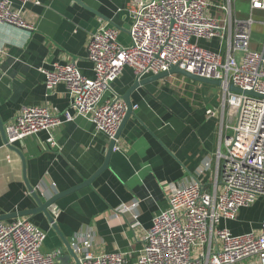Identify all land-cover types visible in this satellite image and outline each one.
I'll return each mask as SVG.
<instances>
[{
	"label": "crops",
	"instance_id": "obj_1",
	"mask_svg": "<svg viewBox=\"0 0 264 264\" xmlns=\"http://www.w3.org/2000/svg\"><path fill=\"white\" fill-rule=\"evenodd\" d=\"M207 1L209 13L225 21L227 30L233 31L234 23H230L234 20L251 17L249 8L248 16L239 15L230 0ZM132 4L133 0H32L25 4L13 0V8L32 29L0 24L3 126L23 107L40 106L58 114L66 111L71 99L65 86L57 85L46 96L39 68L55 62L74 64L83 77L93 79L92 64L86 58L91 35L107 25L117 29L119 43H127ZM262 14L253 12V16ZM198 45L211 52L219 50L217 39ZM135 79L125 67L111 88L122 96ZM220 94L212 86L178 75L136 89L130 96L133 115L124 125L107 167L90 184L82 183L103 165L110 140L87 117L71 112L73 120L53 132L56 145L52 148L44 131L13 144H5L0 133V216L37 207L24 184L21 154L25 180L41 202L77 187L53 204L60 210L55 223L68 244L88 236L94 253L127 252L129 262L135 261L144 232L153 217L167 208L166 197L174 187L199 181L206 189L213 188L214 155L221 127L228 121ZM208 110L213 116L206 114ZM132 201L137 202L136 222L116 213L122 204ZM260 201L264 203H257ZM252 208L241 210L236 222L222 225L233 235L258 229L264 204L259 219L251 225L244 218ZM24 218L46 233L44 252L60 249L62 256L67 254L44 215Z\"/></svg>",
	"mask_w": 264,
	"mask_h": 264
},
{
	"label": "built area",
	"instance_id": "obj_2",
	"mask_svg": "<svg viewBox=\"0 0 264 264\" xmlns=\"http://www.w3.org/2000/svg\"><path fill=\"white\" fill-rule=\"evenodd\" d=\"M12 2L0 0V24L31 31ZM248 3L250 19L229 22L234 23L232 31L209 13L207 0H133L127 45L119 43L117 29L107 25L91 35L86 58L93 79L83 77L74 64L55 62L39 68L46 96L63 84L70 106L61 114L40 106L21 108L3 126L8 144L44 131L47 144L55 147L53 132L73 120L71 112L87 117L97 132L113 139L125 105L111 86L125 67L138 79L177 66L221 82V109L228 121L221 127L214 155L213 188L206 189L199 181L174 187L166 197L167 208L153 217L144 232L135 261L129 262L127 252L94 253L86 236L69 244L79 264H264V214L259 228L245 234L233 235L222 225L236 222L241 210L264 201V38L260 50L250 48L253 12L264 13V0ZM213 39L219 42L217 52L198 45ZM229 84L263 98L233 93ZM206 114L213 116L211 110ZM226 130L231 134L226 135ZM136 208L132 201L116 213L136 222ZM49 213L56 221L60 210L51 205ZM45 239L46 233L26 218L0 221V264H60L62 251L44 252Z\"/></svg>",
	"mask_w": 264,
	"mask_h": 264
},
{
	"label": "water",
	"instance_id": "obj_3",
	"mask_svg": "<svg viewBox=\"0 0 264 264\" xmlns=\"http://www.w3.org/2000/svg\"><path fill=\"white\" fill-rule=\"evenodd\" d=\"M172 75L182 76L183 78L189 79L191 81L201 83V84H205V85H209V86L216 87V88L221 87L220 81H215L212 79L203 78L200 76H196V75L187 73L186 71L178 68L177 66H171L167 72L160 73L157 75H153V76L145 78V79L136 78L134 80V82L130 85V87L124 92V94L122 96H120V99L122 100V102L125 105V113H124V116H123V118H122V120H121V122L117 128V131H116L113 139L110 140V143H109V146L107 149V153H106V158H105L103 165L91 176V178L89 180L84 181L82 184H90L107 167L110 156L114 150L115 143H116L117 139L119 138L120 133H121L122 129L124 128V125L126 124L128 119L133 115V111H132L133 106H132V103L130 100V96L132 95V93L136 89L143 87L145 84H147L149 82L160 80V79L166 78L168 76H172ZM228 90L233 92V93H236V94L256 96V97L263 98V96L255 94L254 92L242 91L239 88H236L231 84L228 85ZM0 133H1L2 138H3V142L6 144L7 139H6V135L4 133L3 124L1 122H0ZM19 156H20L22 166H23L24 184L26 186V189L31 194L32 198L35 200L37 207L30 209V210H23L21 212L9 214V215H1L0 221H6L9 219H14V218H24V217L34 216L36 214L44 215L45 218L47 219L48 223L50 224L52 230L60 237V239L63 242V245L66 249L67 254H65L61 258H59L60 264H69L70 260H72L74 262V264H79V261H78L76 254L72 251L68 242L66 240H64L63 237L61 236L55 221L53 220V218L51 217V215L48 211L49 207L51 205H53L59 198L65 196L71 192H74L77 189V187L72 188V189H70L64 193H60L56 196H53L45 202H41L39 200L37 194L33 191V189L28 185V183L25 180V174H24L25 161H24V158L21 154H19Z\"/></svg>",
	"mask_w": 264,
	"mask_h": 264
},
{
	"label": "rangeland",
	"instance_id": "obj_4",
	"mask_svg": "<svg viewBox=\"0 0 264 264\" xmlns=\"http://www.w3.org/2000/svg\"><path fill=\"white\" fill-rule=\"evenodd\" d=\"M231 3L234 5V8L236 12L239 13L242 17L248 16V2L247 0H230ZM264 14L262 15H254L252 20H253V25L251 27V41H250V48L252 50H260L261 49V42L264 38ZM127 45V43L123 44ZM219 93L222 94V90L220 88H216ZM220 94V95H221ZM222 97V95H221ZM226 135H230L231 132L230 130L225 131ZM263 202L260 201V203H257L251 210H247L245 215L246 218H244L245 221H250L251 225L256 222V220L259 219L261 212H262V206ZM247 224V222H246ZM245 224V225H246Z\"/></svg>",
	"mask_w": 264,
	"mask_h": 264
}]
</instances>
